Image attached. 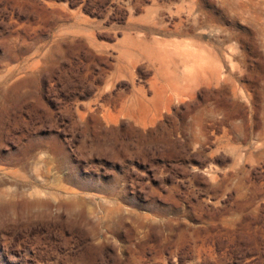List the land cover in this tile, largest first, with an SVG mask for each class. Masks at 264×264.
<instances>
[{"label": "rangeland", "instance_id": "obj_1", "mask_svg": "<svg viewBox=\"0 0 264 264\" xmlns=\"http://www.w3.org/2000/svg\"><path fill=\"white\" fill-rule=\"evenodd\" d=\"M0 264H264V0H0Z\"/></svg>", "mask_w": 264, "mask_h": 264}]
</instances>
